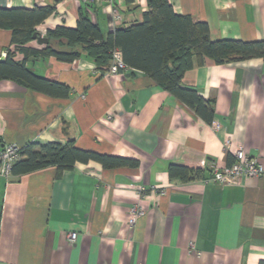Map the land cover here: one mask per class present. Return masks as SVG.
Wrapping results in <instances>:
<instances>
[{
	"label": "crops",
	"instance_id": "1",
	"mask_svg": "<svg viewBox=\"0 0 264 264\" xmlns=\"http://www.w3.org/2000/svg\"><path fill=\"white\" fill-rule=\"evenodd\" d=\"M167 1L176 14L206 23L211 39L264 37V0ZM38 6L53 7L35 26L45 37L57 25L74 28L79 11L106 36L141 22L148 9L146 0H0L5 9ZM111 8L120 14L116 22ZM10 39L11 30L0 28L1 61ZM44 44L32 38L26 46ZM24 64L69 93L53 97L0 79V149L5 142L73 139L78 148L138 164L104 168L88 161L60 173L48 166L0 176V264H264V173L233 184L208 180L213 167L233 161L237 147L264 167L263 59H205L183 73L181 86L212 107L210 123L139 70L102 75L83 53L72 62L28 56ZM170 163L199 174L170 179ZM135 205L144 214L129 224ZM70 232L77 233L72 243Z\"/></svg>",
	"mask_w": 264,
	"mask_h": 264
},
{
	"label": "trees",
	"instance_id": "2",
	"mask_svg": "<svg viewBox=\"0 0 264 264\" xmlns=\"http://www.w3.org/2000/svg\"><path fill=\"white\" fill-rule=\"evenodd\" d=\"M59 0H55L57 2ZM131 1V0H127ZM148 9L141 22L115 27L103 36L99 25L87 13L79 11L74 28L57 25L46 31L47 43L40 49L27 47L35 26L53 10L52 6L33 9L0 8V28L11 30V46L0 60V79H13L38 92L53 97H67L69 87L61 82L39 76L25 67L28 56H54L72 62L82 53L95 64L102 75L112 59L115 49L127 69L148 75L163 90L191 108L206 122L213 118V109L194 89L181 86L183 73L194 65L210 59L217 64L243 61L250 58L264 60V37L259 40L211 39L208 25L195 21L190 15H179L167 0H146ZM21 60H15L19 53ZM95 161L104 168L135 167V159L75 146L74 140L58 142H28L20 147V158L12 166L11 174L20 176L48 166L57 173L72 169L77 162ZM170 179L187 181L197 177L199 171L170 163Z\"/></svg>",
	"mask_w": 264,
	"mask_h": 264
},
{
	"label": "built area",
	"instance_id": "3",
	"mask_svg": "<svg viewBox=\"0 0 264 264\" xmlns=\"http://www.w3.org/2000/svg\"><path fill=\"white\" fill-rule=\"evenodd\" d=\"M112 3V0H108ZM113 22L120 18V14L117 9L111 8L110 10ZM127 67L123 64L120 53L117 49L113 51L111 62L105 75L117 74L125 72ZM215 126H218L216 123ZM229 139H225V146H229ZM20 158V147L14 143L5 142L0 149V176L8 177L11 175V169L15 161ZM264 173V167L259 161L247 154L242 147L234 148L233 161L221 168H212V172L209 177V182L215 184H233L239 181L242 177H258ZM156 188L151 187L149 190L154 191ZM138 191L143 194L147 189L143 186L138 187ZM144 214L143 209L139 205H135L129 209L127 217L128 223L133 224L135 220ZM77 237L76 232H70L68 234L69 242H74Z\"/></svg>",
	"mask_w": 264,
	"mask_h": 264
},
{
	"label": "water",
	"instance_id": "4",
	"mask_svg": "<svg viewBox=\"0 0 264 264\" xmlns=\"http://www.w3.org/2000/svg\"><path fill=\"white\" fill-rule=\"evenodd\" d=\"M32 38L37 41L38 44L47 43L48 39L45 36H42L39 32L35 31L32 33Z\"/></svg>",
	"mask_w": 264,
	"mask_h": 264
}]
</instances>
